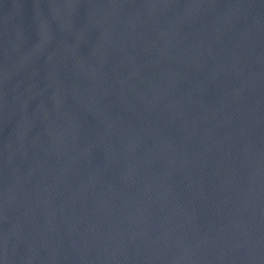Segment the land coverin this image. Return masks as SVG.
I'll list each match as a JSON object with an SVG mask.
<instances>
[{"label":"water","instance_id":"1","mask_svg":"<svg viewBox=\"0 0 264 264\" xmlns=\"http://www.w3.org/2000/svg\"><path fill=\"white\" fill-rule=\"evenodd\" d=\"M0 264H264V0H0Z\"/></svg>","mask_w":264,"mask_h":264}]
</instances>
